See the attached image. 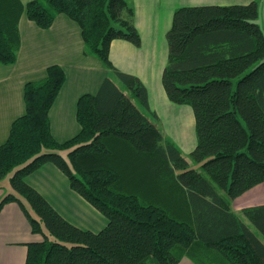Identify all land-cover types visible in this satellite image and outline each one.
<instances>
[{
    "label": "trees",
    "instance_id": "trees-1",
    "mask_svg": "<svg viewBox=\"0 0 264 264\" xmlns=\"http://www.w3.org/2000/svg\"><path fill=\"white\" fill-rule=\"evenodd\" d=\"M66 15L85 55L105 78L77 104L80 132L59 143L50 110L66 82L59 65L24 89L26 111L0 146V183L13 193L40 242L26 264H264V204L239 213L233 202L264 183V34L259 3L176 10L162 75L173 104L191 107L197 144L189 156L166 139L142 81L110 59L114 40L142 45L129 0H0V65L17 62L22 16L48 30ZM48 150V151H47ZM56 166L71 189L107 219L99 232L66 220L26 178Z\"/></svg>",
    "mask_w": 264,
    "mask_h": 264
},
{
    "label": "crops",
    "instance_id": "crops-1",
    "mask_svg": "<svg viewBox=\"0 0 264 264\" xmlns=\"http://www.w3.org/2000/svg\"><path fill=\"white\" fill-rule=\"evenodd\" d=\"M21 1L27 4L32 0ZM253 1H258L259 9L264 2L129 0L135 11V26L141 36L142 45L136 47L124 40H114L110 48V59L118 70L139 78L146 86L151 110L164 124L166 133L169 121L173 123L178 115L176 104L170 102L162 85L163 71L168 62L166 36L172 26L174 13L182 7L248 5ZM19 29L21 48L17 62L13 65H0V146L7 141L13 122L25 114L26 83L43 80L48 67L52 65H59L64 69L66 82L50 110L51 131L59 143L69 141L81 130L77 120L80 97L84 94H96L108 77L120 87L122 84L97 57L85 55L81 29L66 15L57 16L48 30L41 29L24 15ZM64 176L56 166L46 164L28 176L26 181L48 201L52 199L53 202L63 200L61 186H66L72 201L83 213L77 211V214H72L71 210L67 213L66 210L70 208L65 203L60 204L64 212L58 210L54 204L53 207L58 208L63 217L75 226L93 232L101 231L107 224L96 216V209L91 204L71 189L68 178ZM8 193L9 188L0 183V201ZM261 204H264V183L234 200L233 209L239 213L244 208ZM42 240L41 235L33 233L19 204L11 202L3 207L0 211V264H26L27 245ZM180 264L193 263L184 258Z\"/></svg>",
    "mask_w": 264,
    "mask_h": 264
},
{
    "label": "rangeland",
    "instance_id": "rangeland-1",
    "mask_svg": "<svg viewBox=\"0 0 264 264\" xmlns=\"http://www.w3.org/2000/svg\"><path fill=\"white\" fill-rule=\"evenodd\" d=\"M257 23L261 27L262 32L264 34V2L261 3V7L259 9V18L257 20ZM176 111L178 113L177 119L173 123L171 121H169V125L167 128L168 134L166 133L165 128H164V124L161 122L160 119H159L158 125L162 129V131L165 135V138L171 139L172 141H174L179 146V148L182 150L183 154L188 157L189 154L193 151V149L195 148V146L197 144L194 112H193L191 107H187V106L181 107L179 105H176ZM12 175H13L12 173L8 174L1 181V184L4 187L9 188L8 194L14 192L12 187H11V183H10ZM61 187L63 189V192L67 193V194H64V193L62 194L63 200H58V201L55 200L56 202L55 201L53 202L52 199H50V201H48V202L49 203L51 202L50 203L51 205L54 204V206H57L59 208V209L58 208L57 209L60 210L61 212H64V211H63L60 204L65 203L66 207L70 208V209L66 210L67 213H69V210H71L72 214H77V211L80 213H83V212H81V209L80 210L78 209L77 204L74 201H72L73 198L70 196V194H68L66 186H61ZM92 208H93V206H92ZM95 213H96V216L101 219V221H103L104 223L107 224V219L103 216L102 213H100L97 209H96ZM85 215L87 216V214H85ZM92 221H93V219H92ZM97 230H100V229H97ZM185 258L189 259L193 264H195L190 258H188V257H185Z\"/></svg>",
    "mask_w": 264,
    "mask_h": 264
}]
</instances>
